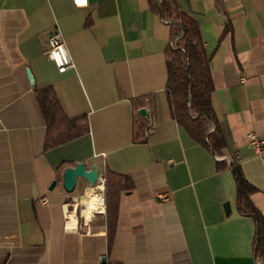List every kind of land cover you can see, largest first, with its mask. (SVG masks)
Wrapping results in <instances>:
<instances>
[{"label":"crops","instance_id":"obj_1","mask_svg":"<svg viewBox=\"0 0 264 264\" xmlns=\"http://www.w3.org/2000/svg\"><path fill=\"white\" fill-rule=\"evenodd\" d=\"M160 2L0 0V264H264L231 170L240 164L258 188L251 201L264 217V160L249 143L250 134L264 139V0H176L211 57L229 144L221 157L172 118L167 50L180 36ZM53 32L73 60L64 74L45 56ZM46 89L68 119L87 121V134L47 149L37 97ZM138 121L145 142L135 141ZM78 164L97 168L104 197L107 172L133 185L119 196L111 246L106 210L83 209L87 223L79 215L88 181L64 188L65 170Z\"/></svg>","mask_w":264,"mask_h":264},{"label":"trees","instance_id":"obj_2","mask_svg":"<svg viewBox=\"0 0 264 264\" xmlns=\"http://www.w3.org/2000/svg\"><path fill=\"white\" fill-rule=\"evenodd\" d=\"M158 10L173 28L175 36H180L178 46L167 50L166 94L172 118L192 139L214 156L221 157L229 144L226 129L213 106L215 86L210 67L211 57L206 51L199 22L184 11L176 0H161ZM229 32H232L231 23L225 30V33ZM37 97L48 125L47 149L64 145L88 133L85 119L70 120L64 115L52 89L39 91ZM212 126L215 127L214 131H211ZM145 128L144 122H137L136 142L146 141ZM226 167L225 162H217L219 171ZM231 170L237 184L239 207L257 222L258 251L264 257V217L251 201V196L258 192V188L246 178L240 164L232 162ZM105 186L107 235L111 246L117 230L119 196L133 185L129 178L107 172Z\"/></svg>","mask_w":264,"mask_h":264},{"label":"built area","instance_id":"obj_3","mask_svg":"<svg viewBox=\"0 0 264 264\" xmlns=\"http://www.w3.org/2000/svg\"><path fill=\"white\" fill-rule=\"evenodd\" d=\"M61 48H63L64 53H66V55H61ZM54 52L57 55H61L62 60L67 59V63H60L58 65L57 61L55 59L50 58L52 53H54ZM45 56L49 61H51L56 66V68L60 74H64L74 67L73 60H72V58L68 52V49L66 47L64 37L62 36V34L60 32H53L51 34V36L48 40V43H47V50L45 52ZM249 143H250V146H251L255 156L264 160V139L258 138L255 134H250L249 135ZM96 188L102 189L100 194H102L101 196L103 198V205H104V212L103 213H105V210H106L105 197H104L105 187H104V180L101 177L99 179V182H98ZM80 205L83 207V203H80ZM99 213H102V212H97L94 214V216L96 214H99ZM81 217L85 223V218L83 217L82 213H81Z\"/></svg>","mask_w":264,"mask_h":264},{"label":"water","instance_id":"obj_4","mask_svg":"<svg viewBox=\"0 0 264 264\" xmlns=\"http://www.w3.org/2000/svg\"><path fill=\"white\" fill-rule=\"evenodd\" d=\"M28 75L31 83L34 85V78L30 71H28ZM139 113L142 117H146L147 111L142 109ZM81 179L87 180L90 187L96 188L100 179L97 168L95 167L94 169L88 171L84 164H78L75 168L66 169L63 174V184L65 190L68 193H73L78 181Z\"/></svg>","mask_w":264,"mask_h":264},{"label":"clouds","instance_id":"obj_5","mask_svg":"<svg viewBox=\"0 0 264 264\" xmlns=\"http://www.w3.org/2000/svg\"><path fill=\"white\" fill-rule=\"evenodd\" d=\"M75 2L78 4V2H77V0H75ZM61 55H66V53H64V50H63V48H61ZM61 55H57L55 52L54 53H52V55H51V59H55L56 61H57V64L59 65L60 63H67V59H64V60H62L61 59ZM63 70V69H62ZM93 200H94V204H93V206H92V208H93V210L94 211H103L104 209H103V198L102 197H94L93 198ZM96 203H98L99 204V207H97L96 206ZM93 217H92V215H91V213H89L88 215H86V217H85V222L87 223V222H89L91 219H92ZM75 229V223H73L72 225H69V226H66V231H72V230H74Z\"/></svg>","mask_w":264,"mask_h":264},{"label":"bare ground","instance_id":"obj_6","mask_svg":"<svg viewBox=\"0 0 264 264\" xmlns=\"http://www.w3.org/2000/svg\"><path fill=\"white\" fill-rule=\"evenodd\" d=\"M101 190L102 189H100V188H92V187L89 188V190L87 191L88 194L86 193V195L82 198L83 199L82 203H83L84 209L85 208H92V206L94 204V200H93L94 197H102L101 196L102 194H100ZM96 206L99 207V204L96 203ZM102 206L104 207V205H102Z\"/></svg>","mask_w":264,"mask_h":264},{"label":"rangeland","instance_id":"obj_7","mask_svg":"<svg viewBox=\"0 0 264 264\" xmlns=\"http://www.w3.org/2000/svg\"><path fill=\"white\" fill-rule=\"evenodd\" d=\"M179 43H180V41L176 39L175 43H174V47L178 46ZM77 209H78V212H79V215H80L84 208L81 205H78Z\"/></svg>","mask_w":264,"mask_h":264},{"label":"snow or ice","instance_id":"obj_8","mask_svg":"<svg viewBox=\"0 0 264 264\" xmlns=\"http://www.w3.org/2000/svg\"><path fill=\"white\" fill-rule=\"evenodd\" d=\"M78 3H84L85 0H77Z\"/></svg>","mask_w":264,"mask_h":264}]
</instances>
